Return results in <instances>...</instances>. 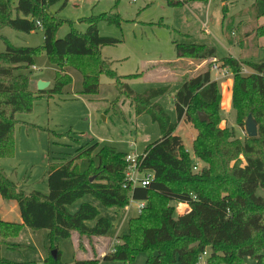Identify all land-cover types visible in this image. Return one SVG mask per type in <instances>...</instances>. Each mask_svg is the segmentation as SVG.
Returning <instances> with one entry per match:
<instances>
[{"label":"trees","instance_id":"16d2710c","mask_svg":"<svg viewBox=\"0 0 264 264\" xmlns=\"http://www.w3.org/2000/svg\"><path fill=\"white\" fill-rule=\"evenodd\" d=\"M69 1L0 0V37L6 45V50L0 52V159H10L15 154L14 129L20 122L17 116L32 112L38 94L61 95L71 78L60 70L74 67L83 75L81 95H99L101 76L106 75L117 82L119 95L130 101L137 117L149 115L158 125L161 138L147 147L142 162V169L153 172L154 180L147 187L132 191L125 188L127 153L98 143L80 147L70 160L49 165L48 194L26 191L0 169V194L4 200L18 203L22 218L20 224L0 219V264H11L2 257V247L26 227L46 230L52 244L77 233L91 240L106 236L112 223L101 217L94 205L82 203L75 213L69 210L87 196L106 208L124 209L132 200L145 202L142 211L129 220V233L101 260L133 264L138 256L145 255V264H199L206 253L204 264H248L247 258L264 264V197L258 194L264 190V62L244 63L233 57L223 60L234 76L232 106L237 124L243 128L252 115L258 123L256 137L241 142L232 130L220 128L222 92L210 69L184 80L177 88L174 123L157 102L170 94L169 86L138 93L122 80L140 74L120 77L102 59L101 49L121 40L101 36L97 18L81 21L88 25L85 33L71 29L64 38H58L64 21L50 10L60 3L63 9ZM165 1L172 7H181L211 0ZM218 1L229 5L238 0ZM250 8L256 20L264 17V0H253ZM227 10L228 6H224L223 11ZM116 18L103 15L98 19L119 24ZM41 23L45 37L42 47H16L1 35L5 28L30 34L40 29ZM250 34L264 41V26ZM174 44L180 59L217 58L214 47ZM42 50L60 70L52 88L34 92L30 76L20 71L34 67ZM246 64L253 70L247 76L242 74ZM201 114L206 121H202ZM180 122L192 124L197 131L193 153L204 163L197 172L191 153L176 134ZM172 203L185 204L188 210L176 217ZM89 222L95 225L90 227ZM60 259L58 251V259L51 256L47 262L65 264ZM101 260H77L75 264H98Z\"/></svg>","mask_w":264,"mask_h":264},{"label":"rangeland","instance_id":"374dc122","mask_svg":"<svg viewBox=\"0 0 264 264\" xmlns=\"http://www.w3.org/2000/svg\"><path fill=\"white\" fill-rule=\"evenodd\" d=\"M252 3L253 0H238L228 5L211 0L172 7L165 0H70L65 8L61 9L60 3L50 12L64 21L58 32L60 39L71 29L85 33L88 25L81 21L97 18L101 36L121 40L117 45L102 48V59L120 77L140 74L139 77L122 80L138 93L169 86L170 94L157 102L166 109L174 123L177 115L172 96L176 88L200 71L210 69L222 92L220 128L232 130L235 138L243 142L248 138L245 125L242 128L237 124L236 111L232 106L234 76L229 67H224L223 60L233 57L244 63L264 62V41H257L250 34L257 27L264 26V17L255 19L250 8ZM224 6H228L226 13ZM103 15L118 17L120 23L111 24L98 19ZM39 28L30 34L5 28L1 35L16 47L38 48L44 45L45 40L42 23ZM174 42L214 47L217 58L205 61L180 59ZM5 50V42L0 37V52ZM59 70L42 50L35 58L34 67L20 73L30 76L31 90L36 91L39 80H47L53 86ZM60 71L69 75L71 81L65 85L61 95L38 94L32 112L17 116L20 122L14 129L15 154L0 165L10 180L28 192L36 190L48 194L49 165L72 159L80 147L98 143L100 147H114L121 153L142 155L150 144L161 138V131L150 116L137 117L129 100L119 95L114 79L102 75L99 95L80 98L83 90L81 71L74 67ZM251 73L253 70L247 64L243 65L242 74L247 76ZM176 134L182 137L185 149L194 159V171H199L204 163L193 153L197 137L195 127L180 122ZM241 159L244 162V158ZM258 194L264 197V190L260 189ZM82 203L94 205L100 216L112 223L108 234L99 238L102 248L97 250L92 244L95 238L80 237L78 233L52 244L46 230L34 231L26 227L2 247V257L11 264H54V261L47 260L57 250L65 264H75L81 258L97 259V254L100 255L106 246H110L106 252L109 253L121 243L120 239L129 233V220L139 214L140 203L137 201H132L124 209L106 208L91 196L71 206L70 212L75 213ZM172 205L176 207V217L184 212L180 208L182 205ZM88 225L92 227L95 222ZM52 245L56 249L51 250ZM246 262L256 264L250 258ZM145 263L146 256L140 255L133 264ZM98 264L123 263L101 260Z\"/></svg>","mask_w":264,"mask_h":264},{"label":"built area","instance_id":"2783aa9c","mask_svg":"<svg viewBox=\"0 0 264 264\" xmlns=\"http://www.w3.org/2000/svg\"><path fill=\"white\" fill-rule=\"evenodd\" d=\"M137 0H133L136 2ZM41 26L40 24H38ZM144 155L127 154L125 157V181L124 187L129 188L131 191L136 187H147L154 180V173L149 170L142 169ZM197 169V168H196ZM133 201V200H132ZM131 201V202H132ZM138 212L140 213L145 207V202H139ZM207 254L201 258L199 264H204L203 259Z\"/></svg>","mask_w":264,"mask_h":264},{"label":"crops","instance_id":"0c3cea01","mask_svg":"<svg viewBox=\"0 0 264 264\" xmlns=\"http://www.w3.org/2000/svg\"><path fill=\"white\" fill-rule=\"evenodd\" d=\"M189 62L191 63V61H189ZM39 81L48 82L47 80H39ZM39 81H37V83ZM37 83H36V85H37ZM48 83H49V87H48V89H49L50 87H52V83L51 82H48ZM179 87H177V88H179ZM34 92H38V90H36ZM175 93H176V91H175ZM174 95L172 96V98H174ZM80 96H81L80 98H86V96H84V95H80ZM130 105H131V103H130ZM127 154H129V153H127ZM0 160H1L0 161V165H1V162H5V161H3L5 159H0ZM0 169L3 170L4 168L2 166H0ZM180 205H182L180 208H182L184 210V212H186L188 210V206L187 205H185V204H180ZM183 213H181V214H183ZM0 219L2 221H4V222H9V223H19V224L22 223V218H21V214H20V209H19L18 203L16 201H6V200H4L2 198V196H1V194H0ZM92 244L95 245V248L97 250L102 248V246H101L102 244H101V241L99 240V238H95L94 239V243L92 242ZM109 249H110V246H106V249L102 250V253H100V255L97 254L99 256V258H98V256L96 258L97 259L103 258L105 256L106 252ZM80 260H85V259L81 258Z\"/></svg>","mask_w":264,"mask_h":264},{"label":"water","instance_id":"95a60500","mask_svg":"<svg viewBox=\"0 0 264 264\" xmlns=\"http://www.w3.org/2000/svg\"><path fill=\"white\" fill-rule=\"evenodd\" d=\"M48 87H49L48 82H44V81L38 82V91L39 92H43V91L47 90ZM200 116H201V119L203 122L206 121V117L204 115L201 114ZM245 129H246V133H247L248 137H250V138L256 137L258 135V123L253 118L252 115L248 116V119H247L246 124H245ZM51 255H52L54 260L58 259V251L57 250H54Z\"/></svg>","mask_w":264,"mask_h":264}]
</instances>
